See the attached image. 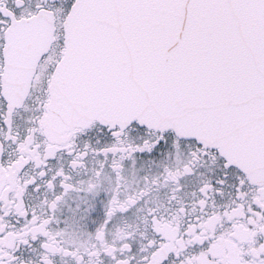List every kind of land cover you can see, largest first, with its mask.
Wrapping results in <instances>:
<instances>
[{
  "label": "snow or ice",
  "instance_id": "obj_1",
  "mask_svg": "<svg viewBox=\"0 0 264 264\" xmlns=\"http://www.w3.org/2000/svg\"><path fill=\"white\" fill-rule=\"evenodd\" d=\"M0 264H264V0H0Z\"/></svg>",
  "mask_w": 264,
  "mask_h": 264
}]
</instances>
